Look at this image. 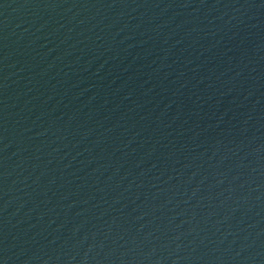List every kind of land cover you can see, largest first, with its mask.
Wrapping results in <instances>:
<instances>
[{
  "label": "water",
  "instance_id": "95a60500",
  "mask_svg": "<svg viewBox=\"0 0 264 264\" xmlns=\"http://www.w3.org/2000/svg\"><path fill=\"white\" fill-rule=\"evenodd\" d=\"M0 264H264V0H0Z\"/></svg>",
  "mask_w": 264,
  "mask_h": 264
}]
</instances>
